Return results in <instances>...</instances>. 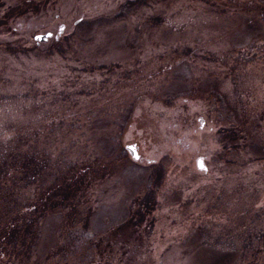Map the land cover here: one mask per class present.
Instances as JSON below:
<instances>
[{
  "label": "rangeland",
  "instance_id": "rangeland-1",
  "mask_svg": "<svg viewBox=\"0 0 264 264\" xmlns=\"http://www.w3.org/2000/svg\"><path fill=\"white\" fill-rule=\"evenodd\" d=\"M1 130L0 264H264V0H1Z\"/></svg>",
  "mask_w": 264,
  "mask_h": 264
},
{
  "label": "trees",
  "instance_id": "trees-1",
  "mask_svg": "<svg viewBox=\"0 0 264 264\" xmlns=\"http://www.w3.org/2000/svg\"><path fill=\"white\" fill-rule=\"evenodd\" d=\"M1 1V0H0ZM11 50H13L14 48H10ZM9 134L5 131V130H1L0 131V144H4L5 142H6V140H7V136H8ZM137 155H136V153H134L133 154V156L131 157V158H134L135 159V157H136ZM189 158H187V160H188ZM159 175H160V172H159V174L157 175V178L159 177ZM157 178L155 179V181L157 180ZM142 203L144 204L143 205V210L142 211H144V210H146V209H148L149 207H150V201H146V199H145V201L143 202L142 201ZM148 212V211H147ZM146 212V213H147ZM141 214L142 213H140V216L139 217H141ZM141 220H142V218H141ZM254 249L256 250V251H259L256 247H254ZM249 264H250V262H249Z\"/></svg>",
  "mask_w": 264,
  "mask_h": 264
},
{
  "label": "water",
  "instance_id": "water-1",
  "mask_svg": "<svg viewBox=\"0 0 264 264\" xmlns=\"http://www.w3.org/2000/svg\"><path fill=\"white\" fill-rule=\"evenodd\" d=\"M61 31H62V24L60 23L58 25V29H57L56 34H55L54 37L56 38L57 35L61 33ZM49 35H50V32H44V33L39 32V33H36V34L33 35V39H34V41L36 43H38V42L44 41L47 38V36H49ZM129 153L131 155H133L135 152L133 153V150L129 149Z\"/></svg>",
  "mask_w": 264,
  "mask_h": 264
},
{
  "label": "flooded vegetation",
  "instance_id": "flooded-vegetation-1",
  "mask_svg": "<svg viewBox=\"0 0 264 264\" xmlns=\"http://www.w3.org/2000/svg\"><path fill=\"white\" fill-rule=\"evenodd\" d=\"M62 27H63V24H62ZM57 29H58V27H57ZM57 29H56V31H57ZM56 31L55 32H51V31H44V32H50V35L49 36H47V38L45 39V40H47V39H49V38H52V39H57L58 38V36L59 35H57V37L55 38L54 36H55V34H56ZM44 32H42V33H44ZM37 33H39V32H37ZM62 33V32H61ZM44 40V41H45ZM43 42V41H42ZM36 43V42H35Z\"/></svg>",
  "mask_w": 264,
  "mask_h": 264
}]
</instances>
